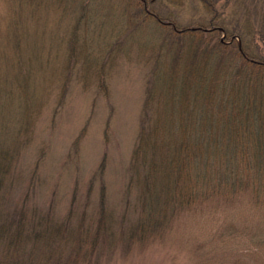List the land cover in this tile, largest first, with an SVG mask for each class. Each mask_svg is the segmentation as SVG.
<instances>
[{"label":"rangeland","instance_id":"obj_1","mask_svg":"<svg viewBox=\"0 0 264 264\" xmlns=\"http://www.w3.org/2000/svg\"><path fill=\"white\" fill-rule=\"evenodd\" d=\"M146 2L179 28L211 17L200 0ZM137 8V0H0V210L7 235L22 226L7 259L264 264V200L248 193L199 203L145 242L118 239L121 215L131 210L125 187L145 82L166 28L142 20ZM225 22L238 23L229 13ZM223 36L215 37L240 42ZM249 40L264 54L260 35ZM103 157V176L87 196ZM101 183L108 217L95 238Z\"/></svg>","mask_w":264,"mask_h":264},{"label":"trees","instance_id":"obj_2","mask_svg":"<svg viewBox=\"0 0 264 264\" xmlns=\"http://www.w3.org/2000/svg\"><path fill=\"white\" fill-rule=\"evenodd\" d=\"M200 1L211 14L207 24L179 28L137 0L142 20L153 17L166 28L145 82L130 157L125 195L131 210L121 215L118 238L124 245L161 235L175 217L205 201L243 193L264 200V54L249 47L250 37L264 39V0H225L232 2L227 10L226 2L219 10V0ZM228 13L238 22L234 28L225 22ZM219 33L240 42L226 43ZM105 159L87 196L103 176ZM105 196L101 183L95 238L108 217ZM3 224L0 210V264H19L7 254L22 226L13 237Z\"/></svg>","mask_w":264,"mask_h":264}]
</instances>
